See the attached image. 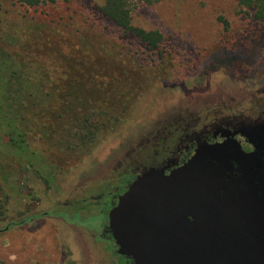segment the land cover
<instances>
[{"label": "rangeland", "instance_id": "1", "mask_svg": "<svg viewBox=\"0 0 264 264\" xmlns=\"http://www.w3.org/2000/svg\"><path fill=\"white\" fill-rule=\"evenodd\" d=\"M101 6V0H56L29 8L18 0H0L2 25L17 32L16 43L31 56L72 64L80 72L88 65L112 73L109 77L128 73L151 89L90 153L64 155L62 162L69 165H63L53 187L33 171L11 174L9 198L0 209V264H103L98 235L112 199L124 191L138 162L149 160V145L132 152L142 133L166 115L182 116L193 94L213 83V73L225 84L244 74L251 83H264V21H253L238 0H133L132 23L165 37L156 50L106 19ZM157 51L167 60L164 72L170 78L147 85L154 70L161 72ZM96 84L87 83L78 96L97 93Z\"/></svg>", "mask_w": 264, "mask_h": 264}, {"label": "trees", "instance_id": "2", "mask_svg": "<svg viewBox=\"0 0 264 264\" xmlns=\"http://www.w3.org/2000/svg\"><path fill=\"white\" fill-rule=\"evenodd\" d=\"M55 1L18 0L29 8ZM101 2L106 19L150 50L159 48L165 39L160 31H146L132 23L133 0ZM238 5L249 11L253 21H264V0H238ZM16 36L17 32H11L0 21V209L9 198L6 181L14 171H33L47 188L53 187L63 165H69L62 162L63 156L69 152L90 153L119 128L135 102L148 91L133 82L128 73L116 72L109 77L112 73L105 75L103 70L93 71L88 65L80 72L81 68L72 64L33 57L19 48ZM157 52L164 71L167 60L161 51ZM160 74L154 70L153 79ZM93 82L100 88L98 92L85 99L79 97V90ZM116 198L112 199V207Z\"/></svg>", "mask_w": 264, "mask_h": 264}, {"label": "water", "instance_id": "3", "mask_svg": "<svg viewBox=\"0 0 264 264\" xmlns=\"http://www.w3.org/2000/svg\"><path fill=\"white\" fill-rule=\"evenodd\" d=\"M255 155L240 156L235 173L228 156L205 147L168 174H140L108 213L119 254L134 264H264V173Z\"/></svg>", "mask_w": 264, "mask_h": 264}, {"label": "flooded vegetation", "instance_id": "4", "mask_svg": "<svg viewBox=\"0 0 264 264\" xmlns=\"http://www.w3.org/2000/svg\"><path fill=\"white\" fill-rule=\"evenodd\" d=\"M164 76L166 73L161 71L151 82L159 83L161 77L162 81H167ZM212 80L207 88L193 94L182 116L166 115L142 133L132 152L149 145V160L138 162L135 175L128 176L131 180L126 181V190L146 170L157 168L168 174L187 164L199 149L205 147H216L228 156L235 173L240 168V156L256 154L255 166L264 173V83H251L246 74L233 84L218 80L216 73H213ZM147 90L151 91L148 87ZM116 197L117 202L119 195ZM102 198L104 204L105 193L100 196ZM98 237H103V264H134L131 258L119 254L108 222L103 224Z\"/></svg>", "mask_w": 264, "mask_h": 264}]
</instances>
